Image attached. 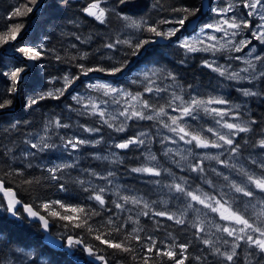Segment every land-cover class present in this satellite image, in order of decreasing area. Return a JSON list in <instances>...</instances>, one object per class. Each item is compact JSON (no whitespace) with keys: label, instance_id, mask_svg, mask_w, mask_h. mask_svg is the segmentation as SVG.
<instances>
[{"label":"trees","instance_id":"trees-1","mask_svg":"<svg viewBox=\"0 0 264 264\" xmlns=\"http://www.w3.org/2000/svg\"><path fill=\"white\" fill-rule=\"evenodd\" d=\"M204 1L126 0L125 4H120L119 0H116L113 4L115 10L108 11L106 15L107 22L101 24L82 11L91 0H49L36 18L33 30L18 43L20 47H31L40 50L42 52L41 58L35 61L32 73L29 74L20 87L18 93L19 108L0 116V180L4 182L6 188H11L15 191L23 204L32 205L46 217L47 213L40 207L41 203L60 200L66 204L80 205L86 209L98 211L100 215L92 217L89 221L93 227H100L109 217L115 220L117 225L123 223L130 215L125 208L124 210L115 208L112 203L115 200L113 194L109 192L104 194L106 205L102 209L96 201L88 199L91 193L84 191V188L95 180V177L90 176L89 172H103L105 170L103 163L92 156H84L79 164H75V167L58 172L57 175L60 179L54 181L50 178L47 169L59 165L56 160L59 158L56 155L46 156V161L43 164L27 167L14 162L12 157L14 149L16 148L17 150L19 143L24 141L26 135L44 127L48 118L58 119L66 117L65 114L73 104L70 98L71 95L67 94L69 90L59 99H39L42 94L61 88L63 82L59 78L65 74L79 75L80 78L74 83L82 84L88 77H97L103 80L116 81L133 91L140 92L142 87L139 83L133 81L137 77H133L132 73L144 65H156L172 72L179 84L184 87H202L205 84L208 85V83L212 84L215 75L204 66V59H198L200 57L199 54L188 57L178 45L170 44V41L163 39L160 42L159 37L156 38L150 32L140 31L137 38L133 40L148 39L152 41L140 49L137 55H132V49L126 46L125 53L111 54L109 56L112 50L104 47L107 43L115 42L118 31L121 28V19L117 11L121 14L145 18L148 24L151 25L158 23L162 19H175L179 15L172 11L175 7L189 6L200 8L195 17H189V20L186 21L188 26L191 21L198 17H200L201 23L212 20V14L210 13L212 5L223 6L225 4V0H208L209 11L205 12L203 10ZM24 3H26L24 0H0V7L3 9L0 13V31H4L7 27L14 25V22H20L17 18L13 22L14 16L12 13ZM32 13H29L25 18L26 29L30 26ZM167 25L170 24L160 25V29L164 30ZM77 36L80 37L79 40L76 39ZM7 45L0 46V94L13 100L12 106L6 108L11 110L16 106L17 96L16 92L12 93L9 91L11 81L4 73H10L17 67H24L26 70L27 65L14 57L3 55L4 48ZM84 52L89 54L88 59H78L80 54ZM57 56H60L61 59L57 60ZM73 57H77V59H73ZM108 57H113L114 59L109 60ZM120 63H126V67L114 75L107 72H91L85 76L80 74L81 70L76 66L77 64H84L86 67L102 66L110 68L119 66ZM131 64L133 65L131 66ZM129 66H131V69L125 75L124 71ZM263 83L264 81L261 82V86L256 87L257 91H263ZM32 99H37L38 103L30 105ZM241 99L248 104V111L242 112L243 116L241 115V117L245 120L257 121V123L251 125V132L240 133L234 137L235 143L240 145L238 153L247 158L248 155L262 150L255 145L264 136V95L242 97ZM80 118L88 124L97 127L102 126L94 118L85 116ZM131 123L127 126L126 135L114 134L117 139L124 140L132 137L147 125L136 124L135 121ZM136 146L132 145L123 151L122 163L117 162L115 164V177L125 187L139 193L155 211L166 210L173 213L174 206L179 201V199H175V195L179 194V198L186 199L182 194L176 193L167 187L176 182V180L181 181V178L187 179L188 186L195 188L198 185L202 190H206L210 194L216 193V189L219 186L227 184L223 176H218L212 171L215 168H212L209 163L204 162V173H195L189 169H182L175 163H170L163 155H160L161 164L159 167L162 170L168 169V172L162 171L159 177L133 173L131 168L143 166V161L139 155L140 150L136 149ZM253 166L257 168L255 164ZM20 171L23 172V175L18 174ZM259 171L261 172V169ZM25 180H39L40 183L27 184L24 183ZM77 180H83L85 183L80 185L76 182ZM205 180H211L215 187H210L204 182ZM155 181H159V183H155ZM60 184H64L65 190H60ZM0 202L5 205V199L1 194ZM143 211L145 210L143 209ZM146 211H149L148 216L141 215L138 219V224L129 222L116 238L122 239L126 232L133 227H138L143 229L139 235L144 238V245L148 243L146 239L148 236L155 238L158 242V247L162 249L165 245L173 243H187L189 247L185 255L188 256V260L185 264H224L222 258L213 255L212 250L201 242L205 236L192 227L191 216L186 218L184 225H178L174 220L152 215L153 210L151 209ZM49 219L52 224L50 227L51 233L58 236L62 241L58 248L45 243L41 224L26 219L24 209L20 208L17 216H10L7 212L3 214L0 212V262L7 264L6 258L10 250L21 248L26 250L33 249L36 252V257L38 255V257H46L49 260V264H96L86 255L85 249H82L77 244H73L70 249H65L69 236L82 239L84 245L98 246L97 251L104 249L102 254L106 256L109 264H142L140 259L134 261L132 256L143 257L146 255L142 245L135 241L132 243L136 250L135 253L117 252L100 245L86 229L75 228L72 225L65 227L64 225L67 222ZM102 230L106 231L107 228L105 227ZM240 243L241 247L237 249L239 257L236 264H244V257L247 251L256 253L255 249H248L244 242ZM176 251L179 252V249H176ZM147 255L151 257L155 264H161V262L162 264H173L166 257L156 256L155 253ZM197 256L201 257V260L197 261L195 259ZM249 260L251 264H257V261H259V264H264V259L259 254L249 257ZM36 261L37 259L29 264H35Z\"/></svg>","mask_w":264,"mask_h":264},{"label":"snow or ice","instance_id":"snow-or-ice-1","mask_svg":"<svg viewBox=\"0 0 264 264\" xmlns=\"http://www.w3.org/2000/svg\"><path fill=\"white\" fill-rule=\"evenodd\" d=\"M37 2L38 0H26V3L17 7L12 15L21 16L31 13L33 11V6L36 5ZM104 2L105 0H91V2L88 3V5L84 7L82 11L86 13L87 16L94 18L101 24H104L107 22L106 15L108 12V9L101 7V4ZM119 3L125 4L126 0H119ZM241 3L243 8L248 9L245 16H239L235 14L237 6L229 3L226 7L217 10V15L221 18L216 23L206 24L203 28H201V35L204 34V29H212L214 32L222 33L223 36L219 38L215 35L207 36V40L215 41L216 43L205 45V41L203 39H183L179 41V47L185 49L187 53L202 51L212 52L213 55H215V53L225 50L240 53L252 44V39H240L239 41L235 40V37L240 35L244 29L250 31L251 37L253 39L260 41L261 44H264V0H241ZM172 11L179 14L175 19H162L158 23L151 25H149L144 19L136 20L128 16H122L121 19L127 22L125 25L127 28L135 29L136 31H147L157 37L171 38L175 37L182 28H185L186 21L189 20V17H195L200 11V8L181 6L173 8ZM228 13H233V15L228 16ZM254 16H258L262 23L253 25L252 22L246 18ZM163 24H174L178 25V27H170L167 30H161L160 25ZM22 27L23 25L21 24H14L10 27H7L6 30L0 31V46L7 45L15 41ZM224 38L229 39L226 42H221L224 40ZM76 39L79 40L80 37L77 36ZM177 39L179 40V38ZM150 42L152 41L148 39H137L133 41V39L121 40L118 38L114 43H107L104 45V47L114 49L117 45L123 44L132 49V55H137L139 50L144 48V46ZM73 47H75V45H73ZM16 51L22 53L23 56L30 61H37L42 55L40 50L31 47H19L16 49ZM255 51V47H252L249 49L246 55L248 57H253V53H255ZM88 56L89 54L84 52L80 54L78 59L86 60L88 59ZM56 59L60 60L61 57L57 56ZM73 59H77V57H73ZM108 59L111 60L112 57H108ZM229 59L240 60L246 65V67L240 68L238 71H230V65L227 67L218 65L214 60L211 62L205 60L203 61V64L205 67L210 68L212 71L218 73L221 77H226L228 80L237 82L247 81L248 83H253L257 80H264V63L261 64L260 70L258 71L257 64L253 62V60L257 62H264V56L255 55L252 59H245L243 56H236L229 57ZM76 66L80 68V74L85 76L91 72H107L108 74L114 75L121 72L123 68L126 67V63H120L119 66H112L110 68H104L102 66L86 67L84 64H77ZM161 71L162 69H153L151 71V76L147 74V72L145 73L144 81L147 83L144 87V92L155 93L159 95L160 93H167L169 91V88H171L173 85L160 87L158 84H156V80L151 78L152 76H158ZM24 72V67H17L10 73H4V75H6L11 81V88L9 89L10 92L15 93L17 91V85L23 79L21 74ZM241 73H246L247 75H241ZM79 78V75L73 76L70 74H65L63 77L59 78L63 82V87L50 90L47 93L42 94L39 99H59ZM166 78L173 81L176 87L180 89V93L171 91L169 99H167L164 104H160L159 106L150 102L148 99H145L144 94L141 92H128L123 89L112 87L108 83L89 85V87L95 91H103L104 96H113V103H120V101L117 100L113 94L120 96L121 98H125L127 107H125L122 111H119L118 116L106 114V111L100 107V104L97 103L95 99L89 98L86 104L82 103V97L72 96V99L77 103H81L82 107L88 110V114L98 115L104 124H106L109 128L114 129L116 132L127 131V121L129 120L158 121L159 124L168 129V131L175 133L179 137V140L183 141L185 144L194 145L195 148L200 149H223L225 146H227L228 151L231 154H237L239 152L240 145L235 143L234 137L240 133L251 132V125L257 123V121L242 120L239 112L240 105H235L233 107H209V105L228 106L230 101L222 97L209 96L207 99H205L190 95V98L186 100L182 94L183 86L176 84V76L169 71L167 72ZM238 91H241L244 97L264 95V91H254L251 88L238 89ZM161 99H163V97H161ZM37 103V99H32L30 105H35ZM101 103H107V101H102ZM12 104V99L5 98L2 94H0V109L9 108L12 106ZM169 108H171L173 112H179L180 115H170L167 111ZM201 110L205 114L213 116V118H217L215 119V123L219 125L220 128L227 129L228 131L226 133H222L217 129L208 127L206 131L212 133L215 139H209L203 135L202 131H191L190 126L183 122L184 118L192 117L195 119V114ZM120 116L124 117L125 119L118 125L110 122L117 121L118 117ZM163 117H167V120L170 121V123L162 119ZM225 117H230L232 120L238 122H229V120L225 119ZM52 127L69 128L70 125L62 124L59 119L49 120V122L45 125V135L39 136L37 142L35 143L32 141H25V143L30 144L32 149H37L38 151H43L52 147V145L47 143V140L50 138L47 136V133ZM81 127L83 128V131L88 133L100 131L99 128L86 127L84 125H81ZM147 135V132L140 131L138 134H134L132 137L124 139L123 142L114 144V147L117 149H128L132 145H144L146 141L145 139H142V137H146ZM186 137L189 138L186 139ZM61 139L64 140V148L67 149L70 147L72 150H78L79 147L83 145H91L95 147L103 140L102 137L97 140H89L75 136L66 140L63 137H61ZM165 140H171V138L165 137ZM171 142L176 143L175 140H172ZM255 146H258L260 149L264 150V136H262V138L256 142ZM186 151L187 155H183L182 152H174L173 149L169 148L166 149L164 155L168 156L169 154L174 153L175 155L180 156L181 160L188 161L189 157L193 156L194 153L192 149H188ZM28 154L35 155V153ZM221 155H223L222 152L219 155L206 153L202 157L196 158L194 163H188V169L191 172L204 173V160H214L226 167L237 169L236 164H231L225 160H222L220 158ZM97 158L103 160L110 159L108 156H97ZM145 159L149 162L157 161V157L151 153L146 155ZM111 162L122 163V160L119 158L117 153H112ZM173 163H176L177 166H179V161L174 160ZM252 163L261 169V174L257 175L256 173L249 172L243 167H239L237 170L243 177L246 178V180L241 183H237L234 180L230 181L229 176L223 175L216 169H212L216 175L223 176L225 181H229L227 184L229 192L220 190L218 196L203 191L198 185L195 188H192L188 186V181L186 178H181L182 182H174L167 187H169L170 190H174L176 193H180L184 197L188 198V202L185 205V210L181 211L179 215L166 210L153 211L152 215L157 217H166L168 220H174L178 225H184L186 223L187 211L191 210L196 214L195 222L192 223V227L195 228L198 233H204L205 220L201 218V215L207 217V213L201 214V208L195 207V205H200L202 208L208 209L211 213L217 214L221 221L227 222L226 224H220L212 221L211 226L215 228L216 232L226 234L227 237L232 238L231 242L228 239L222 240L224 245L230 244V247L224 251H222L220 247L216 246V242L211 238H202L201 242L212 250L213 255L221 257L223 261L227 262V264H236L239 257L237 249L241 247L240 242H244L248 249L256 250V253H253L252 251L246 252L244 264H251L249 257L255 254H259L261 258L264 259V196H262L256 203L252 202L257 192L264 194V160H252ZM75 166V163H62L48 168L47 171L50 174V178L56 181L60 179V177L57 175L58 172H62L64 169L73 168ZM28 167H31V164H29ZM162 171L168 172L169 170H162L158 164H150L131 168V172L133 173L148 174L156 177L161 176ZM18 174L23 175V172L20 171ZM89 175L94 176L97 179L105 180L111 184L112 181L109 178L114 176V173L112 171H108L106 174H101L90 171ZM76 182L80 185L85 183L83 180H77ZM204 182L210 187H215L211 180H205ZM24 183L39 184L40 181L25 180ZM155 183H159V181H155ZM59 187L60 190H65L64 184H60ZM84 191H89L91 193L88 197L89 200L96 201L102 209L105 207L106 200L104 198V194L108 191L106 187H93L89 183V186L84 188ZM0 192H3L4 197L7 200L6 210L13 216H16L17 205H21L22 201L17 198L15 191H13L11 188L4 187L3 181H0ZM231 193L242 194L243 197H247L249 200L247 202H241V206L240 204H237V197L231 195ZM115 195L119 197V201H112L116 209L124 210L125 205L127 204H132L134 206L143 204L144 209H150V204L147 201H144L143 197H138L136 195H121L119 190L115 192ZM120 201H122V203ZM257 204H259L260 207L258 211H255L257 209ZM22 206L27 215L31 218L38 219L41 222V226L46 231L50 227L49 218H52L67 222L64 225L65 227L72 225L75 228L86 229V231L90 235H93L94 240L98 241L100 245L117 252L135 253L136 250L132 246L133 241H135L136 243L142 245L146 255L143 257L133 255L132 259L134 261L140 259L142 264H155L151 257L147 255L150 253H155V255L159 257H166L168 260L172 261L173 264H185V262L188 260V256L185 255L189 247L187 243H173L170 245H165V247L162 249L158 247V242L155 238L148 236L146 238L148 243L144 245V238L139 235V233L143 231L142 228L133 227L130 231L123 235L122 239H117L116 237L121 234V230L125 228L129 222L134 224L139 223L138 219L133 220L131 216H129L123 223L119 225L116 224L115 220L109 217L103 224L100 225V227H93L89 221L92 219V217L100 215V213L94 209H86L80 205L66 204L60 200L42 202L40 207L47 213L46 217L45 215H41L40 211L36 210L32 205L23 204ZM249 209L254 210L251 216L248 214ZM140 215L148 216L149 211H143L140 213ZM253 217H255V219H253ZM105 227L107 230H102ZM67 239L69 246L73 244L84 243L82 239L73 240L71 236H69ZM219 239L220 238H218V240ZM97 247L98 246L86 245L85 250L89 253V255L93 256L95 260L99 261L100 264H109L106 256L102 254L104 249H99V251H97ZM176 249H179V252L176 251ZM195 259L199 261L201 260V257L197 256ZM0 264H2V262H0ZM257 264H259V261H257Z\"/></svg>","mask_w":264,"mask_h":264},{"label":"rangeland","instance_id":"rangeland-1","mask_svg":"<svg viewBox=\"0 0 264 264\" xmlns=\"http://www.w3.org/2000/svg\"><path fill=\"white\" fill-rule=\"evenodd\" d=\"M11 1V0H10ZM26 2V0H24ZM116 0H105L104 3L101 4V7H104L108 9V11L115 10V7L113 4L115 3ZM40 2L36 3V5L33 6L36 8L37 4ZM234 4L236 5V12L235 14L239 16H245L246 12L248 9L243 8L241 0H225V4L223 6H214L212 5V10L210 13L212 14V20L201 23L195 27L194 30V25L191 27H186L187 24L185 25V28H182L180 32L177 33L175 37H171L168 39H164L163 37L161 38L160 42L163 40L170 41V44H176L179 46V41L183 39H188V40H193V39H203L205 41V45L216 43L215 41H210L207 40V36L209 35H215L218 38L222 37V33L214 32L212 29H204V34L201 35V28L204 27L206 24H213L216 23L221 17L217 15V10L224 8L227 6V4ZM3 11V9L0 7V13ZM117 11V10H116ZM32 13V12H31ZM119 14V17L121 19L122 16H128L136 20L144 19L141 17H134L130 16L127 14H121L117 11ZM29 15H21V16H14L15 18L19 19V23L14 22V24H21L23 27L21 28L19 34L17 35V39L21 37L22 32L26 30L25 27V18ZM233 15V13H228V16ZM92 18V17H91ZM249 19L253 25L260 24L262 21L259 20L258 16L254 17H246ZM147 21V20H146ZM126 21L121 19V28L118 31V35L116 39H135L138 36V32L135 29L127 28ZM148 23V21H147ZM35 26V24H34ZM32 27V30L34 28ZM170 27H178V25L170 24L164 27V30H167ZM231 31V30H230ZM157 38V36H156ZM179 38V40L177 39ZM115 39V40H116ZM229 38H224L223 41L221 42H226ZM240 39H252V44L249 45L248 48L244 49L243 52L237 53L234 51H221L215 53L213 55L212 52H195V53H187L185 49L182 48V52L188 56L191 57L193 55L199 54L200 57L198 58L199 60L204 59L207 61H216V64L218 65H223V66H229L230 65V71L232 70H239L240 68L246 67V65L240 61V60H235V59H229V57H236V56H243L245 59H252L255 55H261L264 56V44H261L260 41L255 40L251 37L250 31L247 29H244L240 35L235 37L236 41H239ZM14 42V41H13ZM12 43V42H11ZM19 44H16L15 47L12 49L11 53L15 54L17 51V46ZM20 45L18 46V48ZM24 47V46H22ZM125 47L126 45L120 44L117 45L116 48L111 49L109 56L112 54H123L125 53ZM255 47L256 51L253 53V57H248L246 53L249 51L250 48ZM113 58V57H112ZM114 59V58H113ZM254 63L257 64V70H260V66L264 62H257L253 60ZM133 64H131L132 66ZM131 66L127 67L124 71V74L127 75L129 70L131 69ZM153 69H162V71L158 74V76H152L151 78L156 80V84H158L160 87H164L166 85H173L171 88H169V91L167 93H160L159 95L155 93H146L144 92V87L146 86V83L144 81V75L147 72L151 76V71ZM210 71H212L210 68H207ZM168 70L164 68H160L156 65H144L140 68H138L135 72L132 73L133 77H137L136 79H133V81L137 82L140 84L142 87V90L140 91L141 93L144 94V98L148 99L150 102L155 103L157 106L160 104H164L167 99L170 97L171 91H176L180 93V89L176 87V85L171 81L170 79L166 78ZM212 73L215 75L214 80L212 81V84H205L202 87H184L183 86V95L184 98L187 100L191 96H197L200 98H205L207 99L209 96L213 97H222L224 99H227L230 101V104L228 106L224 105H209V107H233L235 105H240L239 112L240 116L242 115V112L248 111V104L242 100L241 98L244 97L241 93V91H238V89H245V88H251L254 91L256 90L257 86H261V82L264 80H257L254 81L253 83H248L247 81H233V80H228L226 77H221L218 73L212 71ZM241 75H247L246 73H241ZM98 83H108L112 87L118 88V89H123L128 92L136 93V91L131 90L130 88L121 85V83H117L116 81L112 80H103L99 79L97 77L94 78H86L82 84L80 83H74L67 91V94L71 95V100L73 101L72 106L69 107V111L65 114V118H58L62 124H69V128H55L52 127L50 131L47 133V136L50 137L47 140V143L52 145V147L45 149L43 151H38L37 149H32L30 144H26L25 141H32L33 143L37 142L38 137L45 135V125L49 122V120H54L53 118H48L46 121V124L44 127H42L40 130L36 132L29 133L28 135L25 136L24 141L22 143H19V146L16 150L14 149L13 152V160L17 164H21L24 166H27L29 164L35 165V164H43L44 161H46V156H51V155H56L59 159L57 160V163L62 164V163H75L79 164L84 156H92L94 159L97 161H100L101 163L104 164L105 170L103 172H98L101 174H106L108 171H112L114 173V176L110 177L109 179L112 181L111 184H109L105 180L97 179L95 177L94 182L91 184L93 187L100 186V187H106L108 189L107 192L111 193L114 195V198L116 201H119V197L115 195V192L119 190L121 195H136L138 197H142L139 193H136L135 191L125 187L121 182H119V179L115 177V164L117 163H112L111 162V154L112 153H117L119 158L124 157V152L126 149H117L114 147V144L123 142V140L117 139V136L114 135L115 133H118L120 135H126V132H116L114 129L109 128L106 124H104L101 120V118L98 115H90L88 114V110L84 109L82 107L81 103H77L72 99V96H79L82 97V103L86 104L88 102L89 98L95 99L97 103L100 104V107L103 108L106 111V114H111V115H117L119 111H122L125 107H127V104L125 103V98H121L120 96H115L117 100L120 101V103H113V96H104L103 91H95L89 87V85L92 84H98ZM176 84H179L178 80H176ZM82 85V86H81ZM63 87V85H62ZM262 90L264 91V83L262 84ZM163 97V99H161ZM102 101H107V103H101ZM235 110V109H234ZM170 115L178 116L180 115L179 112H173L171 108L167 109ZM85 116L88 118H94L98 124L102 125L101 127H97L95 125L88 124L86 121H83L80 117ZM243 116V115H242ZM124 117L120 116L118 117L117 121H110L115 124H119L121 121H124ZM166 122L170 123V121L167 120V117H163ZM215 119L213 116H210L208 114H205L202 110L199 111L197 114H195V119L192 117H185L184 121L190 126L191 131H196V132H203V135L208 137L209 139H215L212 133H209L206 131L208 127H212L213 129H217L221 131L222 133H226L228 130L227 129H222L220 128L219 125L215 123ZM225 119L229 120V122H238L235 120H232L230 117H225ZM242 120L243 117H241ZM135 121L136 124H147L145 128L142 130H139L136 134H138L140 131L147 132L148 135L146 137H142V139H145V144L141 146H136V149L140 150L139 155L141 156V159L143 161V166L144 165H150V164H158L160 166L161 164V158L160 155H163V157L169 161L170 163H173V161H179V166L182 169H188V163H194L195 159L198 157H202L204 154H212V155H219L221 152L223 155H221V159L227 161L228 163L231 164H236L237 169L239 167H243L247 169L249 172L256 173L257 175L261 174L259 171V167L255 168L252 163V160H264V150H261L258 153H252L248 155V157H244L241 154H231L228 151V147L225 146L223 149H216V148H209V149H200V148H195L194 145H188L185 144L183 141L179 140V137L170 131L168 129L164 128L161 124H159L158 121H148V120H129L127 121V126ZM247 121V120H245ZM132 124V123H131ZM81 125H84L86 127H92V128H99V132H94V133H88L83 131V128ZM73 136L79 137V138H85L89 140H97L100 139L101 137L103 138L102 142L97 144L95 147L91 145H83L80 146L78 150H72L70 147L65 149L63 144L64 140L61 139L63 137L65 140L68 138H72ZM126 137V136H125ZM165 137H170L171 140H165ZM189 137H186L188 139ZM175 140L176 143H172L171 141ZM222 143V142H221ZM173 149L174 152H182L183 155H187L188 149H192L194 155L190 156L188 161H183L180 159V156L175 155L174 153L169 154L168 156H165L164 153L166 149ZM28 153H35V155H30ZM149 153L154 154L157 157V161L154 162H149L148 160L145 159L146 155ZM97 156L103 157V156H108L110 157L109 160H103V159H98ZM248 159V160H247ZM204 162L211 164L212 168H215L218 172L222 173L223 175L229 176L230 181H236L237 183H241L246 180L245 177H243L237 169H232L230 167H226L224 165H221L217 163L214 160H204ZM176 164V163H175ZM177 165V164H176ZM82 169V167H81ZM180 180H176V183H180ZM229 181H227V184ZM227 184L224 186H219L216 189V193L213 195H217L220 190H223L224 192H229V188L227 187ZM207 192L206 190H203ZM209 193V192H208ZM231 195H234L237 197V204H240L242 206L241 202H247L249 198L243 197L242 194H237V193H231ZM179 194L175 195V199L179 201L176 203L174 206L175 209L173 210V213H176L179 215L181 211L185 210V205L188 202V198L183 200L182 198L178 197ZM264 194H260L257 192L255 198H253L252 202L256 203ZM144 201H146L143 198ZM122 203V201H120ZM3 203L0 202V212L4 211ZM195 207L201 208V214L207 213V217H204L201 215V218L205 220V232L202 233L205 238H211L213 241L216 242V246L220 247L222 251L227 250L230 247L229 245H224L222 243L223 239H228L230 242L232 238L227 237L226 234L223 233H218L216 232L215 228L211 226V222L214 221L215 223H220V224H226L227 222L221 221L219 219V216L215 213H211L208 209L202 208L200 205H195ZM259 204H257V209L255 211L259 210ZM125 209L127 213L133 218V219H139L141 217L140 213L143 212V204L140 205H132V204H127L125 205ZM150 209L155 211L151 205ZM150 209H144L150 210ZM6 210V209H5ZM253 209H249V215H252ZM191 216L192 222H195V216L196 214L193 213L191 210L187 211V217ZM255 219V217H253ZM238 227V226H237ZM218 238H220L218 240ZM58 242V241H57ZM55 242L54 244H57ZM221 258V257H220ZM34 259H36V253L33 249L31 250H26V249H12L10 250V253L8 257L6 258V263L7 264H29L32 262ZM41 261V262H39ZM224 264H227V262L223 261ZM37 264H47V260H38L37 259Z\"/></svg>","mask_w":264,"mask_h":264},{"label":"water","instance_id":"water-1","mask_svg":"<svg viewBox=\"0 0 264 264\" xmlns=\"http://www.w3.org/2000/svg\"><path fill=\"white\" fill-rule=\"evenodd\" d=\"M49 0H41L38 5L36 6V8L33 10V13L32 15L30 16V26L24 31L23 35L16 39L14 42L8 44L5 48H4V51H3V55L5 56H10V57H14L15 59L21 61V62H24L26 65H27V69L25 70L24 73H22V77L23 79L18 83L17 85V91H16V96H17V99H16V106L14 109H4V110H0V116L3 115V114H6V113H9L13 110H16L19 108V103H20V100H19V90H20V87L22 85V83L27 79V77L29 76L30 73H32L34 67H35V61H30L28 60L26 57H24L21 53L19 52H16L15 54H12L11 51L12 49L15 47L16 44H18L23 38H25L26 36H28L30 34V32L32 31V27L34 26V23H35V20L36 18L38 17V15L42 12L44 6L48 3ZM205 4L208 3V0H205L204 1ZM205 12L207 11V8L204 10ZM200 24V17H198L197 19H194L193 21H191L188 25V27H191L192 25H194V28L192 30L195 29V27H197L198 25ZM161 40V38L159 39ZM1 181V180H0ZM4 187L6 188V186L4 185ZM0 194L4 197V194L3 192H0ZM18 198V197H17ZM5 199V197H4ZM19 199V198H18ZM5 201H7L5 199ZM7 203V202H6ZM23 203L21 205H17V211L20 207H23L22 206ZM24 209V208H23ZM9 214L11 216H13L10 212ZM24 214L25 216L28 218V215L27 213L24 211ZM30 221L32 222H39L41 224V222L38 220V219H34V218H28ZM52 226L51 222H50V227ZM50 227L49 229L46 231L43 229V227L41 228V231L44 233V241L45 243L49 244L52 246V242H57L58 244H60L62 241L57 238L54 234L51 233L50 231ZM73 240H76L77 238L75 237H72ZM67 246L69 247V244H68V239H67ZM82 247H85L84 244H81ZM55 247V246H53ZM86 255L92 260L94 261V263L98 264L99 261L95 260L94 257H92L91 255H89V253L86 251Z\"/></svg>","mask_w":264,"mask_h":264},{"label":"bare ground","instance_id":"bare-ground-1","mask_svg":"<svg viewBox=\"0 0 264 264\" xmlns=\"http://www.w3.org/2000/svg\"><path fill=\"white\" fill-rule=\"evenodd\" d=\"M208 5H209V2H208L207 4H205V3H204L203 10H205V9L207 8V11H209V7H208ZM188 25H189V24H188ZM187 27H188V26H187ZM16 195H17V194H16ZM6 202H7V201H5V205H4V207H6V208H7V203H6ZM20 208H22V209H23V207H20ZM20 208H19V209H20ZM19 209H18V210H19ZM6 211H7V210H6ZM7 213L9 214V212H8V211H7ZM9 215H10V214H9ZM24 215H25V214H24ZM41 215H42V214H41ZM10 216H11V215H10ZM25 217H26V216H25ZM28 218H30V217L28 216ZM28 218L26 217V219H28ZM53 243H54V242H52V243H51V244H52V246H54V245H53ZM55 245H56V246H58V243H57V244H55ZM84 246H86V245H84ZM80 247H82V246H81V244H80ZM83 248L85 249V247H82V249H83ZM85 252H86V250H85ZM99 263H100V262H98V264H99Z\"/></svg>","mask_w":264,"mask_h":264},{"label":"crops","instance_id":"crops-1","mask_svg":"<svg viewBox=\"0 0 264 264\" xmlns=\"http://www.w3.org/2000/svg\"><path fill=\"white\" fill-rule=\"evenodd\" d=\"M18 212H19V210L17 211V214H18ZM17 216V215H16ZM56 236V235H55ZM57 238H59L58 236H56ZM60 239V238H59ZM53 245L55 246V247H57L54 243H53ZM17 249V248H16ZM28 250H31V249H28ZM36 259H38V260H43V259H46V257H36ZM33 262V261H32ZM39 262H41V261H39ZM31 263V262H30ZM35 264H37V261H36V263ZM47 264H49V262H47Z\"/></svg>","mask_w":264,"mask_h":264},{"label":"flooded vegetation","instance_id":"flooded-vegetation-1","mask_svg":"<svg viewBox=\"0 0 264 264\" xmlns=\"http://www.w3.org/2000/svg\"><path fill=\"white\" fill-rule=\"evenodd\" d=\"M3 207H4V206H3ZM5 209H6V207H4V211L2 212V214H3V213H5V212H7ZM77 245H79V246H80V244H77ZM58 246H59V244H58ZM58 246H57V248H58ZM71 246H72V245H71ZM71 246H69V247H68V246H66V247H65V249H70V248H71ZM35 253H36V252H35ZM38 256H39V255H38ZM38 256H37V257H38ZM34 260H35V259H34ZM45 260H47V262H49V260H48L47 258H46ZM27 264H28V263H27Z\"/></svg>","mask_w":264,"mask_h":264}]
</instances>
